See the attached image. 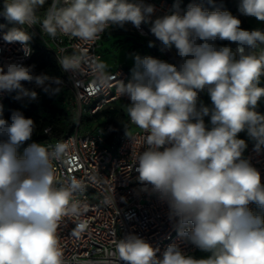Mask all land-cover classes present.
<instances>
[{
  "label": "clouds",
  "instance_id": "clouds-1",
  "mask_svg": "<svg viewBox=\"0 0 264 264\" xmlns=\"http://www.w3.org/2000/svg\"><path fill=\"white\" fill-rule=\"evenodd\" d=\"M237 8L264 22V0H238ZM155 13L145 0H3L0 7L14 25L2 39L20 43L25 58L33 51L34 27L47 46L78 41L71 53L59 48L60 70L77 84L87 77L95 93L115 87L127 100L125 136L129 146L138 135L144 145L133 161L138 193L167 206L185 247L171 243L161 251L129 232L103 255L66 254L60 226L74 220L72 235L79 239L90 210L88 185L60 172L74 166L71 146L37 142L35 120L19 110L5 119L0 105V264H264V181L243 155L247 141L239 138L245 133L254 151L264 153V28H242L215 0H192L186 9L174 0L168 12L153 18ZM128 24L141 35L148 25L166 49L176 50L177 61L132 53L131 78L118 80L109 63L88 49ZM34 68L0 63V92L35 100L28 82L60 95L64 81ZM100 202L116 205L115 191L104 192ZM189 245L204 255L187 251Z\"/></svg>",
  "mask_w": 264,
  "mask_h": 264
},
{
  "label": "built area",
  "instance_id": "built-area-1",
  "mask_svg": "<svg viewBox=\"0 0 264 264\" xmlns=\"http://www.w3.org/2000/svg\"><path fill=\"white\" fill-rule=\"evenodd\" d=\"M145 2L155 5L156 13L153 17L155 18L168 12L174 0H145ZM2 4L3 0H0V7ZM186 7L184 1L181 0V8L186 9ZM11 27L13 26L8 24V20L0 15V63L15 60L26 65L36 50V44L53 52L56 57L60 47L67 48L68 53H71L79 43L65 38L62 44L50 41L47 46L39 28L34 27L29 30L35 33L31 41L33 51L31 56L25 58L20 43L8 44L2 39L3 34ZM142 28L144 35H141L131 24H128L126 29H113L111 33L122 31L137 34L145 40V44L134 47L133 53L142 57L152 56L175 63L178 59L176 50L166 49L162 42L151 34L148 25H142ZM106 36L108 35L105 34L88 49L90 55L103 58V41ZM150 41L154 43L153 47H149ZM110 70L117 75L118 80L127 82L131 78V71L124 64H119ZM63 75L70 90L67 100L77 106L79 120L74 125L73 131L64 135L56 134L51 125L46 126L44 138L37 142L45 145L55 144L58 141L68 142L75 157L74 166L71 171L61 167L60 172L75 175L88 185L86 195L90 210L82 218L88 225L87 230L77 239L72 235L76 222L68 219L59 229L66 254L103 255L111 249L114 239L129 232L140 235L154 247H160L161 251L171 243H178L185 247L174 225L167 218V206L155 197L138 193L140 184L135 179L133 161L135 154L141 151L144 145L138 135L137 142L129 146L125 136L124 126L129 123L124 111L127 100L118 96L115 87L106 92L95 93L87 77H81L82 82L77 84L69 79L68 73H63ZM40 88L42 87L37 86L38 90ZM10 94L0 92V105L7 101ZM201 99L206 106L211 107V100L207 94H201ZM113 111L121 115L119 121L110 120L109 113ZM84 115L90 121L88 127L81 130ZM207 120L208 117H205L206 122ZM91 123L94 125L90 126ZM130 127L134 129V126ZM135 131L138 133L139 130ZM239 138L244 139L241 133ZM245 140L248 147L243 155L261 172L262 181H264V153L258 155L254 151L253 143L248 139ZM93 177L96 179L93 180ZM111 191H115L116 205L102 204L100 202L102 194ZM121 197L124 200H121ZM251 207L255 210V205ZM186 250L194 254L201 253L190 245L186 247Z\"/></svg>",
  "mask_w": 264,
  "mask_h": 264
},
{
  "label": "trees",
  "instance_id": "trees-1",
  "mask_svg": "<svg viewBox=\"0 0 264 264\" xmlns=\"http://www.w3.org/2000/svg\"><path fill=\"white\" fill-rule=\"evenodd\" d=\"M187 6L192 0H183ZM238 0H215V5L220 7L222 10H227L231 12L234 16H237L241 20V27L245 25L244 16L240 15L237 8ZM207 6V5H206ZM10 26H14L9 23ZM264 28V27H262ZM221 43L228 44L227 41H222ZM26 65H34V71L39 74L40 72H48L54 74L58 77H63L65 79L63 72L60 70L56 62V57L53 52L46 50L42 47H39L36 44V50L31 58L28 60ZM25 83V82H24ZM38 94L41 96L40 105L31 103L28 108L22 112L28 118H32L36 122V131L34 133L33 139L40 141L44 138V128L48 125L53 127V130L58 135L68 134L73 131V115L71 112L65 109L58 110L53 106V101L56 98V95H50L46 93L43 88L38 90ZM16 92H12L7 101L2 105L3 106V116L5 119L14 111L15 101H16ZM41 109H40V107ZM259 111L264 112V103L260 104ZM101 116V113L98 115ZM120 114H116V111L109 113L110 120L119 121ZM88 121L89 118H87Z\"/></svg>",
  "mask_w": 264,
  "mask_h": 264
},
{
  "label": "rangeland",
  "instance_id": "rangeland-1",
  "mask_svg": "<svg viewBox=\"0 0 264 264\" xmlns=\"http://www.w3.org/2000/svg\"><path fill=\"white\" fill-rule=\"evenodd\" d=\"M245 25L242 28L245 29H253L256 27H264V22H258L254 18L245 17ZM145 40L139 37L137 34H131L126 32H116L111 33V35H108L105 37L103 41V60L108 62L110 65V69L116 68L119 64L126 65L130 71L133 67V59L130 57V54L133 53V48L139 45H144ZM53 76H56L54 74H51ZM58 77V76H57ZM64 81L63 89L60 95H56L55 100L53 101V106L57 108L58 110L65 109L72 113L73 115V125H76V123L79 120V115L77 112V106L73 103H70L67 100V97L69 95V87L63 79V77H60ZM25 87L33 90L37 93V98L35 100H31L30 98L24 97L21 99H16L15 101V109L23 111L31 103H34L36 105H40L41 102V96L38 94L37 86L34 83H28L25 82ZM17 96V95H16ZM40 107V106H39ZM41 109V107H40ZM11 115V114H10ZM8 116V118L10 117ZM89 121L87 120V117L84 115L82 117V124H81V130H84L88 127ZM94 123H91L90 126H93ZM244 139H248L245 133H241ZM204 255L203 253L197 254L196 256Z\"/></svg>",
  "mask_w": 264,
  "mask_h": 264
},
{
  "label": "crops",
  "instance_id": "crops-1",
  "mask_svg": "<svg viewBox=\"0 0 264 264\" xmlns=\"http://www.w3.org/2000/svg\"><path fill=\"white\" fill-rule=\"evenodd\" d=\"M197 254H201V253H197ZM197 254H195V255H197Z\"/></svg>",
  "mask_w": 264,
  "mask_h": 264
}]
</instances>
